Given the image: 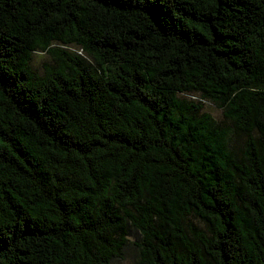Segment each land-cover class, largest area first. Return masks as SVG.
Returning a JSON list of instances; mask_svg holds the SVG:
<instances>
[{"label":"trees","instance_id":"obj_1","mask_svg":"<svg viewBox=\"0 0 264 264\" xmlns=\"http://www.w3.org/2000/svg\"><path fill=\"white\" fill-rule=\"evenodd\" d=\"M131 245L264 264V0H0V264Z\"/></svg>","mask_w":264,"mask_h":264},{"label":"rangeland","instance_id":"obj_2","mask_svg":"<svg viewBox=\"0 0 264 264\" xmlns=\"http://www.w3.org/2000/svg\"><path fill=\"white\" fill-rule=\"evenodd\" d=\"M51 59L49 56L44 55L40 52L35 53L33 60H32V68L33 70L37 73V74H42L46 68L47 65H49L51 63ZM206 107H205V111L212 114L213 118L221 123V124H227L230 126V122L227 121L224 116H223V111L217 109L216 107H214L213 105L209 104V103H205ZM239 143L238 141H234ZM240 144V143H239ZM138 235L134 234L130 240L133 242L138 241ZM137 261V251L134 247V245H131L125 254V258L123 260H118L116 262H114L113 264H136Z\"/></svg>","mask_w":264,"mask_h":264}]
</instances>
